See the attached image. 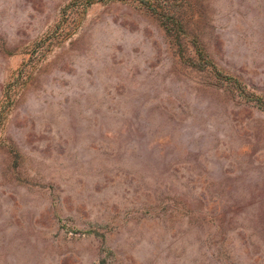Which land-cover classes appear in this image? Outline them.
Returning <instances> with one entry per match:
<instances>
[{
    "label": "rangeland",
    "instance_id": "rangeland-1",
    "mask_svg": "<svg viewBox=\"0 0 264 264\" xmlns=\"http://www.w3.org/2000/svg\"><path fill=\"white\" fill-rule=\"evenodd\" d=\"M83 2L0 0V264H264V0Z\"/></svg>",
    "mask_w": 264,
    "mask_h": 264
},
{
    "label": "trees",
    "instance_id": "trees-1",
    "mask_svg": "<svg viewBox=\"0 0 264 264\" xmlns=\"http://www.w3.org/2000/svg\"><path fill=\"white\" fill-rule=\"evenodd\" d=\"M98 1H101V0H84L83 5H84V6H89V5H91V4H93V3H96V2H98ZM217 74H219V73L216 72V75H217ZM217 76H218V75H217ZM237 88H238V87H237ZM238 89H239V88H238ZM244 97L248 98L247 95H245ZM258 106H259V108H261L262 111H264V105H263V104H259Z\"/></svg>",
    "mask_w": 264,
    "mask_h": 264
}]
</instances>
